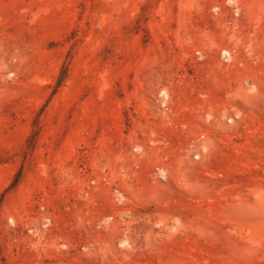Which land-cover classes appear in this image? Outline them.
<instances>
[{
    "label": "rangeland",
    "instance_id": "374dc122",
    "mask_svg": "<svg viewBox=\"0 0 264 264\" xmlns=\"http://www.w3.org/2000/svg\"><path fill=\"white\" fill-rule=\"evenodd\" d=\"M0 264H264V0H0Z\"/></svg>",
    "mask_w": 264,
    "mask_h": 264
}]
</instances>
